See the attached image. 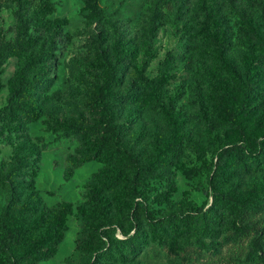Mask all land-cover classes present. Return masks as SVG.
I'll return each instance as SVG.
<instances>
[{
    "label": "rangeland",
    "instance_id": "obj_1",
    "mask_svg": "<svg viewBox=\"0 0 264 264\" xmlns=\"http://www.w3.org/2000/svg\"><path fill=\"white\" fill-rule=\"evenodd\" d=\"M98 4L101 12L83 0H0V45L32 40L22 57L11 55L0 67V108L20 66L40 78L37 115L0 118V215L12 192L22 207L39 208L30 248L56 231L51 208L64 212L56 252L29 264H264V250L237 259L245 244L220 247L236 225L232 215L221 219L215 253L183 247V236L172 243L166 223L210 206L214 170L228 148L256 149L264 141V47L257 41H264V0ZM212 6L224 21L226 49L209 25ZM146 79L162 85L142 102L137 86ZM112 82L127 96L122 102L102 93ZM98 103L110 110L111 122L93 112ZM77 121L90 133L78 132ZM108 144L132 159L130 169L108 161ZM84 156L91 159L79 165ZM102 168L133 180L134 189L126 194L123 182L111 196L114 205L92 206L87 199ZM226 172L239 185L228 193L241 201L264 187V170L251 157ZM256 218L264 222V210ZM133 236L136 253L128 246ZM102 240L107 253L97 257ZM0 264H9L1 253Z\"/></svg>",
    "mask_w": 264,
    "mask_h": 264
},
{
    "label": "trees",
    "instance_id": "obj_2",
    "mask_svg": "<svg viewBox=\"0 0 264 264\" xmlns=\"http://www.w3.org/2000/svg\"><path fill=\"white\" fill-rule=\"evenodd\" d=\"M20 1L23 2L24 0ZM83 1L93 12H101L98 0ZM211 8L213 12L209 25L215 31L218 46L226 49L228 43L224 21L220 11L214 6ZM158 10L156 7V11ZM257 41L264 47L263 40ZM30 45H32L30 38L22 43L12 41L2 42L0 45V67L11 55L22 57ZM40 71L43 74L47 73L46 68H41ZM161 85L162 81L142 80L137 86L139 89L137 92L138 99L142 102L146 101L149 98L148 96ZM39 87L40 78L30 77L26 66H20L11 79L9 100L7 104L0 108V118L16 122L29 120L36 116L38 110L35 96ZM239 89L240 91L247 90L244 86H240ZM102 93L113 102H122L127 97L125 94L117 91L114 82L103 87ZM235 94H238V91ZM93 112L105 123L111 122V112L104 104L98 103L94 105ZM74 128L83 134L90 133L88 127L80 121L74 123ZM105 151L108 161L115 160L120 170L127 171L130 169L132 159L129 156L121 158L113 144H108ZM248 157H251L257 169L264 170V141L256 149L250 144L245 147L232 146L225 151V154L219 156L218 165L214 170L211 180L214 195L210 206L207 209H199L183 216L175 215L166 220V223L173 229V234L170 238L172 243L176 237L183 236V247L198 246L203 251L215 253L217 248L213 242L219 236L218 228L220 227L221 219L226 213L233 216L236 225L221 239L222 245L220 247L230 244H245L243 248L238 246V253L234 254L237 259H240L242 256L251 259L264 250V222L256 218L258 213L264 210V187L248 193L247 197L242 201L228 193L232 189L238 190L239 185L238 183H233L230 178H227L226 169L229 164L244 166ZM89 159L91 157L84 156L79 165ZM95 177H98L99 181L90 192L87 199L89 203L92 206L114 205L116 202L113 201L111 196L115 193V189L122 185L124 181L116 179L106 168L98 171ZM134 183L133 180L125 181L122 190L126 194H131L134 189ZM51 210L54 216L52 224L56 225V231H48L43 238L36 241L33 247L27 248L28 244L32 241V236L36 229V223L31 222L32 214L38 212L39 208L22 207L20 194L16 192L11 193L0 215V253L6 257L9 264H29L31 258L39 261L51 257L56 252L57 245L62 239V233L57 234L60 227L58 218L64 216V212L62 207L54 206ZM248 241L250 250H247ZM102 243L103 246L96 249L97 257L101 253H107L104 248L106 249L108 242L102 240ZM128 246L130 251L136 253L138 240L133 236ZM32 255L34 256L32 257Z\"/></svg>",
    "mask_w": 264,
    "mask_h": 264
}]
</instances>
